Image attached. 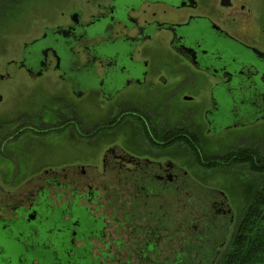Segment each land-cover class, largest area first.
Returning a JSON list of instances; mask_svg holds the SVG:
<instances>
[{"label":"flooded vegetation","instance_id":"1","mask_svg":"<svg viewBox=\"0 0 264 264\" xmlns=\"http://www.w3.org/2000/svg\"><path fill=\"white\" fill-rule=\"evenodd\" d=\"M222 1L111 0L87 19L83 11L73 12L67 24L47 27L24 45L21 60L10 65L36 79L53 67L79 104L96 99L113 104L112 119L90 130L66 117L73 138L86 142L89 131L125 126L130 133L105 151L100 165L51 176L33 189L28 206L0 214L4 232L19 221L32 228L31 237L19 234L16 244L30 251L31 239L42 231L48 238L66 234L65 258L55 253L51 264H222L238 226L227 246V229L235 220L227 188L200 183L199 174L184 166L191 163L208 174L227 171V153L209 154L196 129L167 125L145 102L195 103L194 96L203 95V121L197 126L214 137L264 122V56L257 54L264 51L242 39L257 37L260 29L238 16L233 23L241 21L250 37L239 29V37L229 33L227 9L238 4L227 8ZM24 129L34 128L20 117L9 139L18 142ZM16 147L3 152L7 161L20 160ZM53 189L70 196L64 206L51 205ZM44 199L41 216L37 208ZM56 215L63 216V229L54 234L49 227ZM39 243L41 258L32 264H48L44 258L54 246Z\"/></svg>","mask_w":264,"mask_h":264},{"label":"rangeland","instance_id":"2","mask_svg":"<svg viewBox=\"0 0 264 264\" xmlns=\"http://www.w3.org/2000/svg\"><path fill=\"white\" fill-rule=\"evenodd\" d=\"M110 1L0 0V77L11 76L10 79H0V96L4 100L0 104V141L4 137V142H0V201H5L4 205L0 204L2 216L5 213L12 214V208L28 206L31 199L35 198L31 197L30 193L33 189L35 191L37 187L44 186L43 180L51 176L63 177L65 172L74 168L100 165L107 149L113 148L119 140L129 138L128 126L122 127L119 131L113 129L89 131L86 142H81L78 137L73 138L74 134L65 129L66 117L72 115L73 119L82 121L85 128L90 130L112 119L113 104L102 99L79 104L80 101L72 96L69 85L60 81L59 73L53 67L43 77L36 79L30 77L25 70L10 65L21 60L24 45L40 38L47 27L67 24L69 16L77 10L83 11L87 19L90 15L98 13L100 5L107 6ZM231 2L233 5L237 3L238 8L227 9V31L239 37L235 30L246 32L247 26L241 21L233 23V19L238 16L249 19L248 22L254 23L260 32L257 33V37L253 36V39L246 32L250 39L243 37L242 39L245 43L264 51V0ZM241 6L245 7L243 12L239 9ZM194 97L195 103L183 99L185 102L175 101L176 104H172L169 98L161 102L157 100L152 105L151 101L145 102L149 103L147 106L153 110L152 114L165 117L164 122L167 125L181 123L191 131L196 129L201 136L199 137L201 142L203 140L202 145L204 144L209 154L221 156L246 151L264 158V122L248 127L231 128L226 134L214 137L198 128L197 125L203 121L200 106L205 104V99L203 95ZM72 104L74 106H71ZM209 105L207 103L205 107L208 109ZM20 117L23 118V125L32 126L34 129L20 131V139L16 142L9 137L14 133ZM15 145L21 158L18 162L12 163L5 159L6 154L3 152L15 149ZM184 171L190 174L198 173L200 183L206 186L227 188L228 203L235 219L229 227L230 230L227 229L228 246L236 225L261 184L262 177L255 170L251 171L247 164H234L227 166V171L216 170L208 174L197 170L194 164L189 163L184 166ZM58 180L62 182L63 178ZM64 192L63 189L51 190L49 200L52 206L59 208L66 204L70 196L62 195ZM45 201L44 199L37 208L41 216L46 215ZM92 208L95 209L96 206ZM60 217L58 215L52 217L50 224L53 226L58 224ZM31 229L23 221L11 224L7 232L0 229V264H32L35 258H41L36 249L40 245L39 242L52 243L54 246L51 255L44 258L48 264L54 262L55 253L65 258L63 251L67 248L66 234L48 238L45 231H42L38 238L31 239L34 241L31 243L34 249L30 251L15 243L19 234L30 238Z\"/></svg>","mask_w":264,"mask_h":264},{"label":"trees","instance_id":"3","mask_svg":"<svg viewBox=\"0 0 264 264\" xmlns=\"http://www.w3.org/2000/svg\"><path fill=\"white\" fill-rule=\"evenodd\" d=\"M247 164L262 177L243 214L222 264H264V158L252 152L227 155V166ZM224 166L216 164V167Z\"/></svg>","mask_w":264,"mask_h":264},{"label":"water","instance_id":"4","mask_svg":"<svg viewBox=\"0 0 264 264\" xmlns=\"http://www.w3.org/2000/svg\"><path fill=\"white\" fill-rule=\"evenodd\" d=\"M222 4H223V6H225V7H230L231 6V0H223L222 1ZM255 51H257V50H255ZM258 52V51H257ZM253 53H254V55L255 56H257V54L258 55H261L262 57L264 56V54L263 53H261V52H258L257 54H255V52L253 51ZM0 99H1V97H0ZM62 219H63V216L61 217ZM61 226H63L62 224H56L55 226H51V227H49V229H51V231L54 233V234H56L57 232H58V230H60V229H63V228H61ZM63 235V234H62ZM51 236H55V235H51ZM61 236V235H60ZM26 241V240H25Z\"/></svg>","mask_w":264,"mask_h":264}]
</instances>
